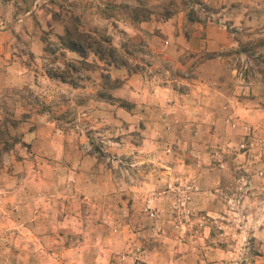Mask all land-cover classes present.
Instances as JSON below:
<instances>
[{"label":"rangeland","instance_id":"obj_1","mask_svg":"<svg viewBox=\"0 0 264 264\" xmlns=\"http://www.w3.org/2000/svg\"><path fill=\"white\" fill-rule=\"evenodd\" d=\"M215 3L0 0V264H143L123 244L147 232L136 247L164 248L155 264H264V162L246 140L209 146L225 173L195 197L200 134L174 106L218 54L242 76L264 65V38ZM208 24L235 46L203 49Z\"/></svg>","mask_w":264,"mask_h":264},{"label":"crops","instance_id":"obj_2","mask_svg":"<svg viewBox=\"0 0 264 264\" xmlns=\"http://www.w3.org/2000/svg\"><path fill=\"white\" fill-rule=\"evenodd\" d=\"M201 1L214 3L219 1L220 4L225 5L223 11H228L225 15L234 17V19L232 18L234 21L232 28H242L246 32L253 33L256 37L264 38V20L254 18L264 17V0H248V4H250L248 8L252 9L248 13L245 10L246 0ZM233 2L240 3L241 6L232 8ZM237 16H241V19H235ZM177 27L180 25L177 24ZM177 27L175 21L170 20L161 28L163 31L171 29L172 32H177ZM203 32L204 40L199 42L202 44L201 47L207 51L219 52L227 47L235 46L232 35L225 29L208 24L204 27ZM260 45L263 59L264 44ZM189 50L196 52L192 46ZM215 59V68L199 73L194 78V85L191 89L174 96V106H179V119L183 122V126L189 129L198 128L200 134L201 143L199 142L196 147H193L197 149L193 154L197 155L199 159L197 161L194 159L193 162L197 164H192L197 166L195 167L196 173H199L195 185L197 193L194 194L198 198L215 191L221 185V178L225 173V170L217 167H205L208 165L207 161L211 160L213 156L216 158L219 155L216 150L213 155L209 146L213 145L215 148L217 146H219L218 148L238 147L243 146V142L246 140L249 146L245 155L248 157L250 167L253 168L254 165L264 162V149L260 153V147H258V145H263L264 148V65L255 64L252 71H247L249 74L242 76L235 70L227 71L221 54H218ZM204 136L208 139H204ZM207 177L208 179H206ZM89 190L91 189L86 184L79 192L87 195L90 193ZM197 204L200 205V202L197 201ZM68 219L76 220L75 216L67 215L64 221H69ZM132 236L130 243L124 241V250L128 252L127 256L124 255V260H132L138 255V257L146 258L143 264H155L157 258L151 259L152 253L155 252L149 251L146 247L142 250L136 247V236H150L149 232L142 235L136 233ZM114 251L115 247H109L107 254L112 255ZM68 252L70 254L72 249H69ZM163 252L164 248L155 254L162 258L165 255Z\"/></svg>","mask_w":264,"mask_h":264},{"label":"trees","instance_id":"obj_3","mask_svg":"<svg viewBox=\"0 0 264 264\" xmlns=\"http://www.w3.org/2000/svg\"><path fill=\"white\" fill-rule=\"evenodd\" d=\"M72 34L70 33L69 30H66L65 32V37H66V42L67 45L69 46L68 48L70 50L76 51V52H80L81 51V47H82V41L80 40V35H78L76 38H71ZM84 42V41H83Z\"/></svg>","mask_w":264,"mask_h":264}]
</instances>
